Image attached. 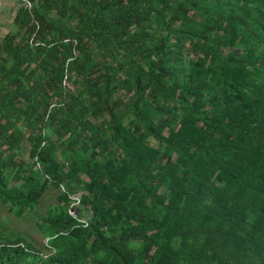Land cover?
Segmentation results:
<instances>
[{"label": "trees", "instance_id": "16d2710c", "mask_svg": "<svg viewBox=\"0 0 264 264\" xmlns=\"http://www.w3.org/2000/svg\"><path fill=\"white\" fill-rule=\"evenodd\" d=\"M26 1L0 40V203L58 193L47 253L0 234V264H264V0Z\"/></svg>", "mask_w": 264, "mask_h": 264}, {"label": "rangeland", "instance_id": "374dc122", "mask_svg": "<svg viewBox=\"0 0 264 264\" xmlns=\"http://www.w3.org/2000/svg\"><path fill=\"white\" fill-rule=\"evenodd\" d=\"M25 6L22 0H0V40L7 34L16 31L14 25V16L20 7ZM71 87L69 83H65ZM155 145L154 142H152ZM28 147L25 146L21 151V157L25 162H29L27 155ZM64 190L63 188L61 189ZM57 190H47L41 202H39L31 211H26L22 215H16V209L11 212L0 203V234L14 238L21 236L26 242L32 243L35 248L40 249L42 253H47L46 234L42 230L40 218L45 216L46 210L49 206L55 205V196ZM51 204V205H50ZM79 208V206H78ZM76 217V213L74 212ZM88 218V212L81 213V220Z\"/></svg>", "mask_w": 264, "mask_h": 264}, {"label": "built area", "instance_id": "2783aa9c", "mask_svg": "<svg viewBox=\"0 0 264 264\" xmlns=\"http://www.w3.org/2000/svg\"><path fill=\"white\" fill-rule=\"evenodd\" d=\"M22 1L24 2L25 7L29 9L30 6H31L30 3L28 1H26V0H22ZM69 206H70L69 214L71 216H73L74 218H76L77 216L76 217L74 216V212L77 215L78 212H77L76 209L79 206V195H72V196H70V204H69ZM80 222L85 223V220H80ZM46 242H47V239H46Z\"/></svg>", "mask_w": 264, "mask_h": 264}]
</instances>
